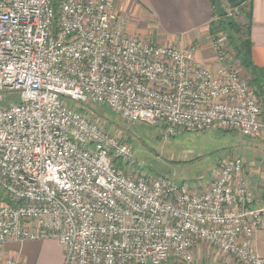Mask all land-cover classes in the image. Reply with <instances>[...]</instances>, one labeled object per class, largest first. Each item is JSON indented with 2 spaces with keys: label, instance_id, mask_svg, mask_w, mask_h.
I'll return each mask as SVG.
<instances>
[{
  "label": "built area",
  "instance_id": "obj_1",
  "mask_svg": "<svg viewBox=\"0 0 264 264\" xmlns=\"http://www.w3.org/2000/svg\"><path fill=\"white\" fill-rule=\"evenodd\" d=\"M53 2L0 0V250L58 239L64 264H197L205 245L264 264L250 242L264 228V190L241 178V157L203 190L152 177L129 142L77 107L161 124L166 137L264 135V102L231 61L228 37L211 36L214 59L203 65L194 47L128 35L114 0H60L57 11ZM14 95L19 103L1 106Z\"/></svg>",
  "mask_w": 264,
  "mask_h": 264
},
{
  "label": "crops",
  "instance_id": "obj_2",
  "mask_svg": "<svg viewBox=\"0 0 264 264\" xmlns=\"http://www.w3.org/2000/svg\"><path fill=\"white\" fill-rule=\"evenodd\" d=\"M114 2L115 11L125 30H129L131 34L163 45L194 47L196 59L200 64L208 65L213 61L214 55L210 53L208 43L211 26L217 19L214 17V6L210 0H114ZM223 7L226 9L224 2ZM250 10L252 61L257 68L264 71V0H251ZM241 71L250 79L248 71L243 69ZM243 138V144L237 148V152L241 154L235 155L244 158L241 178L258 193H262L264 135ZM202 187L205 189L208 186ZM250 242L253 250L264 257V228L256 232ZM36 243L6 246L0 250V263L7 258H19L27 264H39V245ZM199 251L200 247L194 252L197 264H201L197 259ZM206 264L238 263L231 257L220 254L216 262L208 260Z\"/></svg>",
  "mask_w": 264,
  "mask_h": 264
},
{
  "label": "rangeland",
  "instance_id": "obj_3",
  "mask_svg": "<svg viewBox=\"0 0 264 264\" xmlns=\"http://www.w3.org/2000/svg\"><path fill=\"white\" fill-rule=\"evenodd\" d=\"M225 10L230 13L228 8ZM126 32L130 36L145 39L131 34L127 29ZM208 46L210 53L213 54L210 49V40ZM230 59L235 63L232 53H230ZM242 76L247 80L243 73ZM19 101V95H14L1 106L8 107ZM79 105L77 104L78 108L81 107ZM83 108L90 114L94 110L97 116L100 115L98 118L102 120L110 133L121 137L133 146L136 158L144 164L148 175L152 177L165 175L178 183H185L192 189L203 190L202 186L209 187L219 173L221 163L241 154L237 152V148L243 144L244 138L237 132L224 133L211 130L199 134L185 131L176 136L166 137L162 134L161 124H128L115 112L104 111V107L88 104L83 105ZM124 172H130L129 168ZM36 244L39 245V264L65 263V249L58 239L38 241ZM199 254L197 259L201 264H206L208 260L216 262L220 258V254L215 249L205 245L200 246Z\"/></svg>",
  "mask_w": 264,
  "mask_h": 264
},
{
  "label": "trees",
  "instance_id": "obj_4",
  "mask_svg": "<svg viewBox=\"0 0 264 264\" xmlns=\"http://www.w3.org/2000/svg\"><path fill=\"white\" fill-rule=\"evenodd\" d=\"M214 6V17L217 19L211 26V34H223L228 37L231 53L241 69L248 71L250 79H247L254 93L264 102V71L257 68L252 61V41H251V0H223L224 6L229 9L226 17H219L215 12V0H210ZM60 0H54V10L59 9ZM237 11V12H236ZM78 109L86 112L80 104ZM108 112L109 109L104 108ZM92 115L97 116L92 110ZM100 116V115H98ZM97 116V117H98ZM102 121V120H101ZM224 133L233 131H222ZM120 170L125 171L121 163H118ZM0 201L8 202L5 194L0 190Z\"/></svg>",
  "mask_w": 264,
  "mask_h": 264
},
{
  "label": "water",
  "instance_id": "obj_5",
  "mask_svg": "<svg viewBox=\"0 0 264 264\" xmlns=\"http://www.w3.org/2000/svg\"><path fill=\"white\" fill-rule=\"evenodd\" d=\"M215 11L219 17H226L227 11L223 7V0H215Z\"/></svg>",
  "mask_w": 264,
  "mask_h": 264
}]
</instances>
